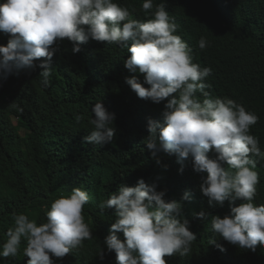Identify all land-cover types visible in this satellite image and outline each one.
Wrapping results in <instances>:
<instances>
[{"label":"clouds","instance_id":"obj_1","mask_svg":"<svg viewBox=\"0 0 264 264\" xmlns=\"http://www.w3.org/2000/svg\"><path fill=\"white\" fill-rule=\"evenodd\" d=\"M153 6V0L142 3L146 13ZM0 32L10 36L6 46L0 45V78L39 67L45 87L50 83L57 41H69L73 54L89 40L127 47L130 56L124 67L130 73L138 71L144 79L142 84L132 76L125 79L126 84L141 99L154 104L167 101L161 113L163 124L147 121L145 143L152 158L159 165L161 153L175 155L181 173L183 162L191 158L193 170L206 173L199 190L209 205L223 207L229 202L230 212L223 218L210 217L212 231L243 250L264 247V204L253 203L259 176L252 157L264 159V146L254 128L258 116L232 96L221 95L225 89L207 65L206 39L199 40L196 30L184 32L180 19L166 10L165 3L157 4L152 18L141 22L130 18L128 8L115 0H0ZM192 43L198 45L195 52ZM41 58L45 60L37 65ZM91 114L93 130L84 137L85 143H111L115 114L102 101L92 106ZM81 119L76 117L78 122ZM157 189V182L140 179L134 187L121 185L101 204L102 209H115V222L97 253L101 260L105 249L115 253L116 264H168L165 257L189 255L197 236L184 218L183 205L191 200V193L166 201V192ZM236 200L242 203L232 206ZM88 201L86 191L73 188L51 203L45 222L38 224L26 214L13 213L0 257H16L22 239L27 264H54L53 257L63 258L82 247L92 239L83 216ZM194 216L209 220L203 210ZM209 244L226 250L215 239Z\"/></svg>","mask_w":264,"mask_h":264},{"label":"trees","instance_id":"obj_2","mask_svg":"<svg viewBox=\"0 0 264 264\" xmlns=\"http://www.w3.org/2000/svg\"><path fill=\"white\" fill-rule=\"evenodd\" d=\"M115 2L141 22L152 18L157 4L165 3L166 10L180 19L184 32L196 30L199 40L205 38L207 65L225 89L221 95L232 96L258 116L254 128L264 146V0H153L148 13L142 9L144 0ZM9 38L0 32V45L6 46ZM53 47L58 51L50 62L53 70L48 86L41 83L39 67L0 78V245L13 226V213L26 214L38 224L45 222L46 211L56 198L81 188L89 196L83 216L92 239L63 258L53 257L54 264H116L114 252L105 249L103 260L97 255L115 222V209H102L101 204L121 185L134 187L143 179L157 182V190L166 192V201H178L186 191L191 193L183 214L197 240L189 255L165 257L168 264H264V247L258 245L255 252L243 250L212 231L210 217L223 218L230 212L229 202L223 207L209 205L199 190L206 173H196L191 158L183 162L182 173L175 155L161 153L159 165L152 158L145 143L147 121L163 124L161 113L167 101L154 104L141 99L126 84L125 79L132 76L142 84L144 79L143 74L130 73L124 67L130 56L127 47L93 40L82 44L76 54L67 40L57 41ZM99 101L115 114L114 138L103 146L84 141L93 130L91 108ZM77 116L83 119L78 122ZM209 157L214 158L215 153L210 152ZM252 158L257 161L254 170L259 176L253 203L261 205L264 159ZM240 203L236 200L232 206ZM201 210L209 214V220L194 216ZM117 235L124 239L122 233ZM210 239L226 250L209 244ZM25 247L22 239L17 256L0 257V264H27Z\"/></svg>","mask_w":264,"mask_h":264},{"label":"bare ground","instance_id":"obj_3","mask_svg":"<svg viewBox=\"0 0 264 264\" xmlns=\"http://www.w3.org/2000/svg\"><path fill=\"white\" fill-rule=\"evenodd\" d=\"M191 48H192V50L195 52L196 50H197V48H198V45L197 44H191Z\"/></svg>","mask_w":264,"mask_h":264},{"label":"rangeland","instance_id":"obj_4","mask_svg":"<svg viewBox=\"0 0 264 264\" xmlns=\"http://www.w3.org/2000/svg\"><path fill=\"white\" fill-rule=\"evenodd\" d=\"M0 42H1V39H0Z\"/></svg>","mask_w":264,"mask_h":264}]
</instances>
